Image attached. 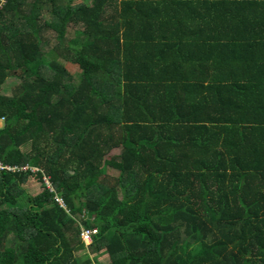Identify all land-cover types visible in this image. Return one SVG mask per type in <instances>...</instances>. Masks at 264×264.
Returning a JSON list of instances; mask_svg holds the SVG:
<instances>
[{
    "label": "trees",
    "instance_id": "trees-1",
    "mask_svg": "<svg viewBox=\"0 0 264 264\" xmlns=\"http://www.w3.org/2000/svg\"><path fill=\"white\" fill-rule=\"evenodd\" d=\"M56 1L0 9V159L41 170L0 173V264H264V121L198 100L215 88L136 34L187 27L171 15L190 5ZM44 175L55 192L31 195Z\"/></svg>",
    "mask_w": 264,
    "mask_h": 264
},
{
    "label": "crops",
    "instance_id": "crops-1",
    "mask_svg": "<svg viewBox=\"0 0 264 264\" xmlns=\"http://www.w3.org/2000/svg\"><path fill=\"white\" fill-rule=\"evenodd\" d=\"M170 1L152 0L151 3ZM67 2L60 0L56 1V4ZM180 2L181 5H190L189 8H175L171 17L174 21L181 19L187 27L149 29L136 34L152 39L156 37L154 38L156 41L151 42V46L148 45L149 50L156 48L163 51L165 48L166 51L173 53L179 51L182 56L180 59L183 61L180 63L188 69L190 76L196 78L190 81L215 88L212 94L206 92L199 95L198 100L203 102L206 96L210 98L215 93L217 101L213 100V103L216 107L221 108L226 98L229 100L231 106L228 109L229 116L260 118L264 121V0H180ZM83 3L91 2L73 0L72 5ZM80 30L81 27L70 24L66 37L69 40L81 38ZM174 32L178 35L174 41L179 49L173 48L174 41L171 43L168 37ZM51 34L46 33L47 36ZM178 38L180 41L176 40ZM162 40L165 47L161 45ZM54 42L57 44L56 40ZM164 54L166 55V52ZM101 102L102 100H99L102 107ZM2 125L3 123L0 127ZM115 150H118V153L113 155H118L120 149ZM30 179L36 180L35 176H31ZM87 252L91 259L96 257V260H99V257H105L103 260L109 262L110 257L107 253L97 255L91 249Z\"/></svg>",
    "mask_w": 264,
    "mask_h": 264
},
{
    "label": "rangeland",
    "instance_id": "rangeland-1",
    "mask_svg": "<svg viewBox=\"0 0 264 264\" xmlns=\"http://www.w3.org/2000/svg\"><path fill=\"white\" fill-rule=\"evenodd\" d=\"M68 66H69V71L72 74H74L76 81L79 82L81 80V76H82V71L80 70V68L78 66L71 65V63L67 64V67ZM17 82L18 81L15 79H9L7 84L4 86V92H7V94L12 95V89H13L14 85L17 84ZM2 123L3 122H1L0 124H2ZM115 153H118V150H114L111 155H113ZM110 173L113 175H117V171H114V170H111ZM51 187H52V184H51ZM45 188H46V185L36 181L35 179H30L28 181V183L26 184V189L33 196L41 193L43 191V189H45ZM77 255L80 258V262L82 264L85 261H87L89 258V254L87 251L79 252ZM104 255H105V253H104ZM94 259H95V261H93ZM94 259L91 260L92 264H107V262L103 260V259H105V257L104 258L99 257V260H96L97 259L96 257Z\"/></svg>",
    "mask_w": 264,
    "mask_h": 264
},
{
    "label": "built area",
    "instance_id": "built-area-1",
    "mask_svg": "<svg viewBox=\"0 0 264 264\" xmlns=\"http://www.w3.org/2000/svg\"><path fill=\"white\" fill-rule=\"evenodd\" d=\"M6 3V0H0V9L3 7V5ZM4 119H1L0 122H3ZM28 171H30L31 173H33V175H36L37 173L41 172V170L39 168H35L32 167L28 164L26 165H22V166H11V165H7L5 164L1 159H0V173L3 172H23V173H27ZM37 180V179H36ZM43 181H44V185H46V187L48 189H50L51 192H55V189L52 185L51 187V182L49 180V178L47 176H43ZM56 201L62 206L65 207L64 205V201L63 199L58 195L56 196ZM98 233L97 229H86V228H82L81 231V240L82 242H84L86 244L87 247H89L90 245H92L93 243V236L96 235Z\"/></svg>",
    "mask_w": 264,
    "mask_h": 264
}]
</instances>
